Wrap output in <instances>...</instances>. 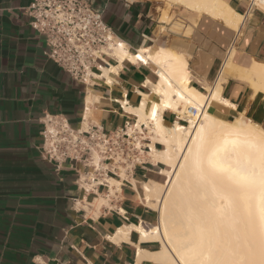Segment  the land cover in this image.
Segmentation results:
<instances>
[{
  "label": "crops",
  "instance_id": "obj_1",
  "mask_svg": "<svg viewBox=\"0 0 264 264\" xmlns=\"http://www.w3.org/2000/svg\"><path fill=\"white\" fill-rule=\"evenodd\" d=\"M87 1L132 54L162 48L180 56L190 75L188 87L209 97L213 117L243 116L264 128V93L245 79L255 63L264 64L260 1L219 0L242 17L230 13V23L221 11L196 7L193 0ZM31 3L0 0V264H140L138 248L154 253L160 245L142 243L135 232L130 241L112 239L124 227L158 223L159 212L142 202V185L166 182L161 173L166 167L152 163L147 151L145 164L129 176L108 174V185L86 193L76 183L83 167L67 162L57 168L43 159L40 147L46 116L63 117L73 129L90 122L106 132L139 122L124 106L136 109L144 96L156 99L158 67L107 55L86 82L73 79L48 57L47 36L28 13ZM228 61L244 73L222 76ZM163 123L188 126L170 110ZM144 138L150 147L151 135ZM110 179L118 185L111 186ZM100 199L104 203L97 207Z\"/></svg>",
  "mask_w": 264,
  "mask_h": 264
},
{
  "label": "bare ground",
  "instance_id": "obj_2",
  "mask_svg": "<svg viewBox=\"0 0 264 264\" xmlns=\"http://www.w3.org/2000/svg\"><path fill=\"white\" fill-rule=\"evenodd\" d=\"M193 1L196 7L221 11L222 17L230 23L234 13L224 2ZM108 50L106 55L120 62L129 60L133 64L140 62L158 67L159 81L152 85L156 99L144 96L138 108H124L136 114L139 122L151 119L148 129H151L152 142L148 156L152 163L166 167L161 173L167 179L164 183L142 185V202L159 212L158 223L154 226L148 224V228L146 224L124 227L112 239L114 243L128 241L131 233L135 232L142 243L159 244L154 253L138 248L140 264L144 259L160 264H249L251 260H258L264 254V187L259 182L264 171L257 164L250 181L239 183L237 171L248 167L247 145L260 138L262 127L243 116L234 121L213 117L210 105L206 104L209 97L188 87L190 75L180 56L162 48L156 51L143 49L132 54L126 43L114 37H111ZM231 62H225L222 76L235 71L244 73L242 69L233 67ZM245 79L256 91L264 93V64L255 63L251 75ZM212 95L213 99L218 98L217 92ZM222 103L231 105L224 99ZM230 107L236 108L234 105ZM166 110L181 115L188 126L176 124L172 128L166 127L163 123ZM139 122L138 128L146 125ZM214 131L217 134L231 133L224 135L220 145L232 153L230 160L221 161L224 168L232 171H216L215 175L199 180L190 175V170L198 153L202 149H211L209 138ZM155 142L163 145V150L156 149ZM205 167L209 166L206 164ZM118 183L109 180L111 186ZM102 203L103 199L98 200L97 207Z\"/></svg>",
  "mask_w": 264,
  "mask_h": 264
},
{
  "label": "built area",
  "instance_id": "obj_3",
  "mask_svg": "<svg viewBox=\"0 0 264 264\" xmlns=\"http://www.w3.org/2000/svg\"><path fill=\"white\" fill-rule=\"evenodd\" d=\"M28 13L47 36L48 57L73 79L86 82L114 37L102 13L87 0H32ZM43 127V159L57 168L67 162L80 164L84 172L76 183L86 193L108 185V174L129 176L151 151L145 144L147 130L141 125L144 130L139 131L138 120L106 132L90 122L73 129L63 117L46 116Z\"/></svg>",
  "mask_w": 264,
  "mask_h": 264
},
{
  "label": "snow or ice",
  "instance_id": "obj_4",
  "mask_svg": "<svg viewBox=\"0 0 264 264\" xmlns=\"http://www.w3.org/2000/svg\"><path fill=\"white\" fill-rule=\"evenodd\" d=\"M260 6L264 8V0H260ZM224 135H231V133L217 134L214 131L210 135L209 144L212 147L211 149H202L200 153H198L193 162L192 169L190 170V175L195 176L199 180H205L215 175L216 171H232L230 168H224L221 163L222 160H230L232 158V153L226 147H221L220 145V140L223 139ZM225 144H227V141H225ZM247 147L248 151L246 158L249 164L248 167L237 171L239 177L237 183L240 181H250V178L254 175V169L257 164L262 171H264V129H262L260 138L249 142ZM209 152H211V155H209ZM206 164L209 167H205ZM259 182L261 187H264V175L261 176ZM249 264H264V254H262L258 260L249 261Z\"/></svg>",
  "mask_w": 264,
  "mask_h": 264
},
{
  "label": "rangeland",
  "instance_id": "obj_5",
  "mask_svg": "<svg viewBox=\"0 0 264 264\" xmlns=\"http://www.w3.org/2000/svg\"><path fill=\"white\" fill-rule=\"evenodd\" d=\"M110 53V52H109ZM139 123H145L146 125V127L148 128L150 125H151V119H147L146 121H141V122H139ZM139 130H141L140 128H139ZM148 132H149V134L151 135V129H148ZM147 136H149L150 137V135H148V134H146ZM145 137V136H144Z\"/></svg>",
  "mask_w": 264,
  "mask_h": 264
}]
</instances>
